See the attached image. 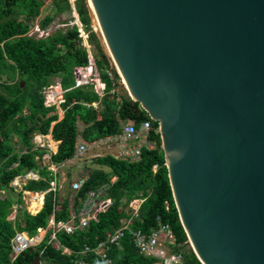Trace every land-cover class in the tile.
I'll list each match as a JSON object with an SVG mask.
<instances>
[{"label":"water","instance_id":"obj_1","mask_svg":"<svg viewBox=\"0 0 264 264\" xmlns=\"http://www.w3.org/2000/svg\"><path fill=\"white\" fill-rule=\"evenodd\" d=\"M87 3L129 95L159 123L200 261L264 264V0Z\"/></svg>","mask_w":264,"mask_h":264},{"label":"trees","instance_id":"obj_2","mask_svg":"<svg viewBox=\"0 0 264 264\" xmlns=\"http://www.w3.org/2000/svg\"><path fill=\"white\" fill-rule=\"evenodd\" d=\"M51 4L53 14L42 19V29H46L56 16L73 10L70 0H52ZM43 5L44 0H10L8 4L0 0V264H30L36 255H40L49 264H75L79 257L78 254L67 255L61 249H56L48 243L47 237L38 246L12 258L11 239L16 231H27L35 235L40 226H47L54 210L53 191L46 193L43 208L37 214H31L25 208L21 193L16 195L15 201L9 195L2 196L4 189L15 191L11 182L30 170H39L41 178L29 180L23 186L24 190L38 192L50 187V170L35 159L43 151L35 148L33 134L51 133L54 147L52 160L61 163L74 156L78 122L84 125L83 137L93 142L121 132V121H132L139 125L143 120H150L153 125L150 138L155 146L143 148L141 159L134 162L110 154L96 158L99 165L111 170L94 168L90 178L77 193L76 203L89 190L106 182L111 183V177L114 176L116 179L106 195L113 203L106 212L91 220L85 229H78L74 234L59 230L57 238L76 252L85 246H96L100 239L121 225L120 220L127 215L130 201L142 193L144 201L139 208L141 219H135L133 227L148 232L159 221L169 224L175 234L174 251L182 255L183 264H203L191 246L179 217L162 148L159 123L129 95L121 83L120 75L93 28L87 0H75L74 5L82 27L88 34V43L101 79L106 84L102 96L91 83L75 86L74 68L87 66L90 62L79 25H66L65 29H58L45 36L29 34ZM60 74L65 92L61 103L64 113L59 119L57 107L45 105L44 89L52 84L51 78ZM22 81L25 82L24 86ZM94 102L98 105L95 106ZM14 134L22 143L21 147L27 148L25 152L13 143L11 137ZM15 203L19 207L13 220L10 215ZM57 204L61 208L55 212V219L66 221L67 198ZM121 243L122 247L114 245L109 250L112 259L110 264H154L158 260L154 256L142 254L130 240L129 232ZM86 260L90 264L103 263L95 253L87 254Z\"/></svg>","mask_w":264,"mask_h":264},{"label":"built area","instance_id":"obj_3","mask_svg":"<svg viewBox=\"0 0 264 264\" xmlns=\"http://www.w3.org/2000/svg\"><path fill=\"white\" fill-rule=\"evenodd\" d=\"M74 1L75 0H73V2ZM80 31V35L85 40L84 44L87 46L89 52L90 62L87 66H78L74 68L75 86L78 87L91 83L94 90L102 96L106 84L101 79L93 53L88 47V34L82 28ZM109 73L112 75L111 71ZM64 92L65 90L62 88L61 80H59L57 84H50L44 89L45 105L47 107L54 105L57 107L61 105L64 101ZM93 104L97 106V102ZM121 124V132L102 137L93 142H88L83 137L84 125L78 122L74 157L65 160V162H61L63 163L62 165L65 163L72 164L74 159L88 153L92 146L116 150V152L110 151L109 154L131 162L141 159L143 148H153L155 146L150 138L153 128L150 120H143L139 125L134 124L132 121H121ZM32 142L36 149H41L43 151V154L36 156V159L40 161L41 165L46 166L47 169L50 170V187L46 191H43V195L51 191L55 193L54 210L48 220L47 226H40L35 235L32 236L26 231H16L14 237L11 239L13 248L12 258H16L19 254L31 247L38 246L48 237V243H51L56 249H61L63 253L67 255L78 254L79 257L75 260V264H90V261L86 260V255L89 253L98 255L103 262L102 264H110L112 259L108 254L109 250L114 245L122 247L121 241L126 233L129 232L130 240L142 254L154 256L158 259L154 264H183L182 255L174 251V245L176 243L175 234L169 224L159 221L157 226L153 227L148 232L141 228L133 227L135 219H141L139 208L144 201L142 197L134 198L130 201L127 208V215L123 216L120 220L121 225L114 231L108 233L104 238L100 239L96 246H85L80 251L76 252L69 246L61 243L57 238V232L59 230H64L67 234H74L78 229H85L90 224L91 220L96 218L98 214L107 211L113 202L106 195L111 189V183L115 181L116 177L111 178V183L106 182L95 189L89 190L84 198H81L80 202L77 204L76 195L90 178L93 171L91 168L81 167L76 176L71 179L72 181L69 187V191L71 192L70 195L68 196L67 193L69 191L66 192L68 200V219L66 221H57L55 219V212L61 208L57 202L65 198L62 195L59 196L62 184L58 179L59 166L52 160L54 147L52 145L51 133L43 134L35 132L32 137ZM26 150L27 148H24L22 152ZM40 178L41 176L38 171L35 172L30 170L24 175H18L12 181L11 185L16 187L19 183V185L22 186L29 180H38ZM26 192L28 193V191L23 190L24 199H26ZM14 209L17 210V207L15 206ZM29 212L32 213L31 210H29ZM15 216L16 212L13 211L12 217ZM49 230L52 231L51 234H49ZM38 264L49 263L40 257Z\"/></svg>","mask_w":264,"mask_h":264},{"label":"rangeland","instance_id":"obj_4","mask_svg":"<svg viewBox=\"0 0 264 264\" xmlns=\"http://www.w3.org/2000/svg\"><path fill=\"white\" fill-rule=\"evenodd\" d=\"M70 2L72 3V5L74 7L73 0H70ZM51 3H52V0H44V5L42 7L41 14L35 20L33 27L30 30V34L39 37V36H45V35L50 34V33H54L58 29H65L66 25L71 26L75 23V24L79 25V27L81 26V24H79V15H78L77 11L75 9H73V10L71 9V10H67L66 12L62 13L61 15L56 16L55 19L52 21V23L48 26V28L46 30H44L45 31L44 32L43 29H41L40 21L44 16H46L48 14H51V15L53 14V7L51 6L52 5ZM66 22H68V24H66ZM98 33L100 35L99 30H98ZM100 38H101V35H100ZM84 43H85V40H84ZM102 43L104 44V42H102ZM88 45H89L88 47L90 48V50L92 52V49H91V46L89 43H88ZM104 50H105L106 54L110 57L113 66L115 67L116 71L120 75L119 70L116 68V65L114 63L113 58L111 57L108 49L106 48V45L104 46ZM61 76H62V74H60L58 76H54L53 78H51L52 83L57 84V82L61 79ZM121 83L124 84V87L127 90L126 84L124 83V79L122 77H121ZM57 109H58V113L60 115L59 116V119H60L63 116V110H62L60 105L57 106ZM11 138H12L13 143L16 145L17 144L16 142L18 140L17 134L12 135ZM17 147L19 148L21 146L19 145ZM110 151L116 152V150H108V149H105L102 147L92 146V147H90L88 153L74 159L72 164H66L65 163L64 165H62L63 163H56V165L59 166V178L58 179L60 180V182L62 184V188L60 190L59 196L62 195L64 198H67L66 192L69 191L70 183L72 181L71 179H73V177L76 176V174L78 173V171L80 170L81 167H87V168H91V169L101 168V169H104L106 171H110L111 169L109 167L101 166L96 161L97 157L108 155L110 153ZM63 162H65V161H63ZM62 172L64 173L63 176L61 175ZM24 174H25V172L22 175H24ZM20 188H21V186L18 183L17 186L14 187L15 191L4 189V190H2V196L9 195V197H11L15 201L16 195L21 193L22 198L24 199V194L21 192ZM70 193L71 192L69 191L68 196L70 195ZM41 194H43V193H41ZM28 197H29V193L26 192V200H24V203H22V204L25 206V208L28 205L27 208H28V210H30L29 209L30 204H29ZM15 204H18V203H15ZM34 213L35 212L32 211V214H34ZM10 217H11V215H10Z\"/></svg>","mask_w":264,"mask_h":264},{"label":"clouds","instance_id":"obj_5","mask_svg":"<svg viewBox=\"0 0 264 264\" xmlns=\"http://www.w3.org/2000/svg\"><path fill=\"white\" fill-rule=\"evenodd\" d=\"M73 9H75V5H74ZM75 10H76V9H75ZM39 16H40V15H39ZM39 16H38V17H39ZM38 17H37V18H38ZM44 17H45V16H44ZM44 17H43V18H44ZM37 18H36V19H37ZM43 18H42V19H43ZM42 19H41V21H42ZM79 20H80V18H79ZM41 21H40V26H41ZM51 23H52V22H51ZM51 23H50V24H51ZM50 24H49V25H50ZM79 24H81L80 28L83 29L81 21H79ZM32 27H33V25H32ZM32 27H31V28H32ZM47 28H48V27H47ZM47 28H46V29H47ZM41 29H42V28H41ZM46 29H43V31L46 30ZM30 30H31V29H30ZM83 30H84V29H83ZM44 32H45V31H44ZM80 32H81V31H80ZM29 34H30V32H29ZM30 35H32V34H30ZM47 35H48V34H47ZM103 82H104V81H103ZM104 83H105V82H104ZM52 84H53V83H52ZM62 88H63V87H62ZM93 88H94V87H93ZM44 103H45V102H44ZM60 106H61V105H60ZM61 108H62V107H61ZM62 110H63V109H62ZM63 113H64V111H63ZM62 117H63V116H62ZM85 140H86V139H85ZM52 145H53V143H52ZM24 148H26V147H24ZM24 148H21V150L24 149ZM73 157H74V156H73ZM97 158H98V157H97ZM35 159H36V158H35ZM70 159H71V158H70ZM36 160H37V159H36ZM37 161H39V160H37ZM39 163H40V161H39ZM32 171H33V170H32ZM35 172H36V171H35ZM25 174H26V173H25ZM113 177H114V176H113ZM15 178H16V177H15ZM111 178H112V177H111ZM11 184H12V182H11ZM11 186H13V185H11ZM23 186H24V185H22L21 188H20L22 193H23V190H24V189H23ZM13 187H14V186H13ZM25 191H29V190H25ZM33 192H35V191H33ZM38 192L43 193V191H38ZM67 193H68V192H67ZM141 195H142V193H140L138 197H142ZM45 196H46V194L44 195V200H45ZM138 197H135V198H138ZM142 198H143V197H142ZM28 199H29V202H30V198H28ZM143 199H144V198H143ZM24 200H26V199H24ZM43 205H44V201H43V204H42L41 208H40L37 212H35L36 214H37V213L43 208ZM15 206H16L17 209H18L19 204H14V205H13V209L15 208ZM27 207H28V205H27ZM27 207H26V209L28 210ZM12 211H13V210H12ZM28 211H29V210H28ZM29 213H30V212H29ZM31 214H32V213H31ZM10 218L13 219V220H15L16 216H15V217H12V213H11V217H10ZM17 231H18V230H17ZM19 231H22V230H19ZM26 232H27V231H26ZM36 233H37V232H36ZM13 237H14V236H13ZM189 242H190V240H189ZM190 244H191V243H190ZM191 246H192V245H191ZM12 249H13V248H12ZM25 251H26V250H25ZM22 253H23V252H22ZM12 255H13V252H12ZM19 255H20V254H19Z\"/></svg>","mask_w":264,"mask_h":264},{"label":"bare ground","instance_id":"obj_6","mask_svg":"<svg viewBox=\"0 0 264 264\" xmlns=\"http://www.w3.org/2000/svg\"><path fill=\"white\" fill-rule=\"evenodd\" d=\"M91 4V7H93L92 6V3H90ZM106 48H107V46H106ZM120 72V71H119ZM124 83L126 84V86H127V83H126V81L124 80ZM128 87V86H127ZM41 195H43V194H41V193H39V194H37V193H33L32 194V197L30 198L31 200H30V209L32 210V211H34V212H37L40 208H41V206H42V204H43V199H44V197L42 196V197H40Z\"/></svg>","mask_w":264,"mask_h":264},{"label":"crops","instance_id":"obj_7","mask_svg":"<svg viewBox=\"0 0 264 264\" xmlns=\"http://www.w3.org/2000/svg\"><path fill=\"white\" fill-rule=\"evenodd\" d=\"M97 105H98V104H97ZM57 112H58V109H57ZM58 114H59V113H58ZM59 116H60V115H59ZM16 143H17V144H16V147L19 146V145H20V146H23L22 143L19 141V138H18V140H17ZM24 147H25V146H24ZM24 147H21V148H24ZM63 174H64V173L62 172L61 175L63 176ZM28 193H29V197H28V198H31L33 193H37V194H38V193H40V192L28 191ZM27 196H28V195H27ZM42 196L44 197V195H41L40 197H42ZM28 200H29V199H28ZM30 200H31V199H30ZM43 201H44V199H43ZM29 204H31V203L29 202ZM29 209H30V208H29ZM30 210H31V209H30ZM13 211H15V212L17 213V210L13 209ZM13 211H12L11 213H13ZM31 211H32V210H31ZM40 257H41V256H40Z\"/></svg>","mask_w":264,"mask_h":264}]
</instances>
